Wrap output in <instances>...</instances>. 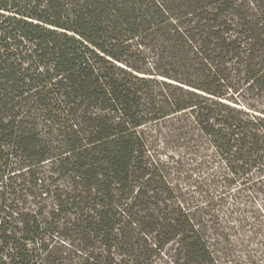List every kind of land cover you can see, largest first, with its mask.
<instances>
[{"label":"trees","instance_id":"trees-1","mask_svg":"<svg viewBox=\"0 0 264 264\" xmlns=\"http://www.w3.org/2000/svg\"><path fill=\"white\" fill-rule=\"evenodd\" d=\"M173 147L264 225V0H0V264H264Z\"/></svg>","mask_w":264,"mask_h":264},{"label":"rangeland","instance_id":"rangeland-1","mask_svg":"<svg viewBox=\"0 0 264 264\" xmlns=\"http://www.w3.org/2000/svg\"><path fill=\"white\" fill-rule=\"evenodd\" d=\"M160 153L162 154V159L167 161L172 167L176 169V171H174V182L176 184H180V186L184 188V191L188 193V199L191 198L193 199L194 203L199 204V199L202 200L204 198L206 201H208V205L210 206L208 207V211H215L216 215L219 216V219L221 218V224L229 225L228 222L231 219L227 221L226 216L228 214L227 210H231V212H234L233 217L235 219H238L240 217L242 226L246 224L244 222H247L250 225L247 228H242V226L239 225L238 221L237 223H234V226H230V228L228 227L226 230L225 226H223L224 229H220L218 231L223 237L227 236L228 238L229 236V239L232 243L234 241L237 242L236 245L242 243L243 240H245L243 242V245H246V242L248 240L253 245L262 242L263 248L261 249H264V237L259 236L260 234H264V225L258 221V211H260V204L258 202H260V200L257 201L253 197L248 196L247 192L237 191L233 192L232 196L228 200L222 202H217V200H214L212 202V196H214L213 193H211L212 191H210L212 188L208 184H206L202 178H199L197 176L199 173H201V171H203V168L201 169L198 164L192 163L189 158L181 157V152L179 148H163L160 150ZM16 192H18V190H16ZM18 195H20L19 192ZM236 213H238V216H235ZM223 218L226 219V221H222ZM250 231L259 232L257 234H250ZM211 234L212 232H210L209 235L211 238H218L217 235L212 236ZM220 237L219 239H221ZM228 247L232 248L231 245H228ZM156 264L173 263L168 258H163Z\"/></svg>","mask_w":264,"mask_h":264}]
</instances>
